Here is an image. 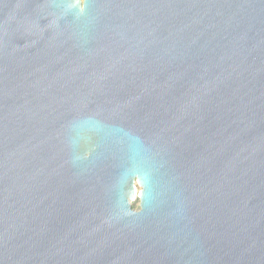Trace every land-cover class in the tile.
Here are the masks:
<instances>
[{"label":"water","instance_id":"1","mask_svg":"<svg viewBox=\"0 0 264 264\" xmlns=\"http://www.w3.org/2000/svg\"><path fill=\"white\" fill-rule=\"evenodd\" d=\"M0 264H264V0H0Z\"/></svg>","mask_w":264,"mask_h":264},{"label":"rangeland","instance_id":"2","mask_svg":"<svg viewBox=\"0 0 264 264\" xmlns=\"http://www.w3.org/2000/svg\"><path fill=\"white\" fill-rule=\"evenodd\" d=\"M140 190V189H139Z\"/></svg>","mask_w":264,"mask_h":264}]
</instances>
